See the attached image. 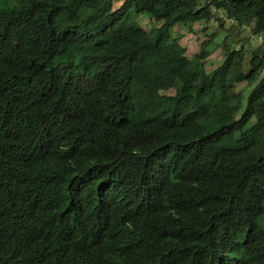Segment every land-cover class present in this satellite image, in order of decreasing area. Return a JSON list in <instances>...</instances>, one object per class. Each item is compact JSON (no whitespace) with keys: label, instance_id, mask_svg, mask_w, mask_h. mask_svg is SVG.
I'll return each mask as SVG.
<instances>
[{"label":"trees","instance_id":"16d2710c","mask_svg":"<svg viewBox=\"0 0 264 264\" xmlns=\"http://www.w3.org/2000/svg\"><path fill=\"white\" fill-rule=\"evenodd\" d=\"M116 1L0 0V264H264V0ZM213 10L249 70L172 34Z\"/></svg>","mask_w":264,"mask_h":264},{"label":"rangeland","instance_id":"374dc122","mask_svg":"<svg viewBox=\"0 0 264 264\" xmlns=\"http://www.w3.org/2000/svg\"><path fill=\"white\" fill-rule=\"evenodd\" d=\"M122 3L123 0H117L115 9H118ZM213 11L214 17L211 21L189 24V26L179 24L173 29L172 34L180 38L190 58L208 52L207 59L203 61L208 72H213L222 65L229 50L244 53L246 68L249 70L253 52L262 44V38L254 34V23L241 27L229 20L223 11ZM131 15L147 32L161 25L153 21L148 14L139 15L134 11ZM252 89L253 87H249L247 83L238 84L236 87V92L243 93L245 105ZM167 94L173 95L175 91L170 90ZM260 224L264 226V216L260 218Z\"/></svg>","mask_w":264,"mask_h":264}]
</instances>
